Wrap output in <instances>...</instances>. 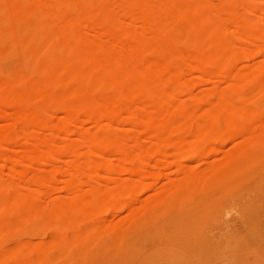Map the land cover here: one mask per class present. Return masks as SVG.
I'll return each instance as SVG.
<instances>
[{
    "label": "rangeland",
    "instance_id": "rangeland-1",
    "mask_svg": "<svg viewBox=\"0 0 264 264\" xmlns=\"http://www.w3.org/2000/svg\"><path fill=\"white\" fill-rule=\"evenodd\" d=\"M119 1L115 4H119ZM206 1L208 3L199 7L197 13L213 11L215 20L225 27L238 55L230 62L229 74L219 78L196 72L193 55L197 50L188 40L191 35L189 31L179 33L171 46L176 55H181L179 59L170 60L169 50L163 52L164 55L153 49L141 50V68L147 73L155 74L164 61L171 62L174 70L178 65L185 68L184 72L171 69L172 72L165 74L166 80L175 81L177 88L173 94L162 93V97L169 101V106L157 118L158 121H154L157 124L152 122L155 120L152 119L154 98L147 89L130 88L127 91H130V95L125 93L126 101L122 93L117 91L120 96L117 95L111 83L113 87L106 85L101 88L104 93L100 88V94L98 89L91 92L90 101L99 100L100 105L104 101L109 103H103V109H96L98 111L93 109L94 106L88 99L70 91L80 84L77 80L62 84L63 89L57 85L54 89L50 87V91L48 87L49 96L37 97L27 89L24 94V98L28 99L26 103L22 100L7 105L5 112L0 115V133L14 136L0 141V157L6 155V159H9L5 162L0 158V185L4 182L3 187L9 188L6 183H16L18 188L15 195H18L19 201L7 198L8 189L0 186V264H264V49L255 47V39L252 43H248L249 38L246 39L250 35L252 38L256 37L259 29L264 30V0H252L258 6L256 11H247L245 8V3L251 0ZM29 2V6L34 9L42 4H53V0ZM121 3L125 4L123 1ZM125 6L134 11L138 8L131 1H127ZM8 8L3 6L0 10L5 13ZM113 8L118 14L116 16L114 13L117 17L116 24L123 29V35L104 32V26L97 22L96 5L88 7V19L80 17L72 27L91 38L90 41L108 42V51L120 52L124 49L120 58L125 61L128 52L124 47L130 45V49L135 48L136 38L149 41L154 36L157 23L137 19L134 13H124L117 5ZM48 9L52 10V7ZM55 9L62 13L61 8ZM229 11H238L236 14L238 13L239 20L243 15L249 21L243 23L245 26L242 27L240 21L235 23L231 20ZM168 12L173 13L175 19L183 17L182 12L174 9H169ZM152 15L155 16L154 13ZM32 19L34 21L36 18ZM14 22L19 25V20L15 19ZM35 30L40 37L45 36L46 30ZM167 33L161 37L166 38ZM16 37L22 39L20 35ZM58 42V39H52L45 48L52 53V48L55 49ZM14 46L8 49L14 50L13 55L9 51V57L6 55L0 60L1 86L2 81H11L19 69L24 72L22 74L25 80L29 79L27 81H36L40 76L30 75L27 70L32 58L20 53L22 46L19 43ZM120 47L122 49L118 51ZM98 49V55L108 53L105 48ZM207 49L206 53L218 57L222 52V49H216L218 52ZM121 60L113 61L117 69L122 67ZM67 63L74 64L75 61L64 57V67L71 66ZM21 66L27 68L21 70ZM20 71L18 72L21 73ZM92 72L96 73L97 69ZM247 73H255L257 76L252 77L253 83L236 78L237 74ZM22 74L21 78L24 79ZM45 77L50 79V75L46 74ZM241 87H245L249 93L244 98L245 105L250 107L243 119L230 109L219 106L221 93L230 88ZM60 90L70 92L64 94ZM49 91L55 94H52L54 98ZM55 92L68 96L63 100L72 102L68 104L69 102L64 101L68 104L66 106L71 105L70 115L73 116L71 113H74V117L67 116L61 109L52 106L49 99L60 96ZM102 94H105L104 98ZM116 96L120 98L116 99ZM2 98L0 108L4 102V99L1 102ZM83 99L87 100L88 106ZM107 99L114 101L111 102L115 109ZM22 102L24 104L21 106ZM23 106L30 112L43 115L48 120L47 126L25 128L22 121L15 117L17 108ZM85 109H89L87 113L84 112ZM113 109L118 114L115 113L116 121L110 125L106 122ZM198 121L211 127H200ZM221 121L227 123V126ZM94 132L99 134L94 137ZM157 132L164 134L157 136ZM89 135H93L94 144L85 143L84 140ZM41 146L43 148H38ZM65 146L74 148L75 152L61 156ZM107 149H125L138 154V157H128L123 161L117 155L108 157L106 154L98 156L93 153L94 150L106 152ZM144 149L151 150L152 155L144 157ZM51 150L55 154L53 157L49 155ZM244 152L247 154L242 157ZM186 155L192 157L185 159ZM101 162H107L111 167L106 169L99 165ZM95 166L100 168L97 173L94 171ZM119 184L126 189L120 193L123 197L117 196L115 192ZM77 197L90 198L88 203L80 205L82 213L68 216L65 213L62 217L63 206L60 203H70L71 199ZM22 199H26L28 203L21 202ZM94 199L102 202L105 209H99L101 206L98 207L97 201L95 205H98L92 206ZM129 201L135 206L131 208L132 204L129 207L121 205ZM52 209L56 217L52 218L51 215L50 219L43 220L37 217L39 211L48 214ZM67 219L71 224H65ZM105 223L108 225L103 226ZM96 226L108 227L109 230ZM94 228L102 231V234L95 231L102 240L96 234L91 235L97 239L89 235L92 229L91 233L94 232ZM116 228L126 230L122 241H116L115 236H112ZM77 231L79 236L77 234L76 237ZM84 233L94 240H91L89 251L83 245L86 238ZM60 239L63 242L57 246L56 241Z\"/></svg>",
    "mask_w": 264,
    "mask_h": 264
},
{
    "label": "bare ground",
    "instance_id": "bare-ground-1",
    "mask_svg": "<svg viewBox=\"0 0 264 264\" xmlns=\"http://www.w3.org/2000/svg\"><path fill=\"white\" fill-rule=\"evenodd\" d=\"M122 1L125 4L127 1H131V2L136 3L138 6L137 10L134 11L133 9L128 8L127 6H125V4L121 3ZM116 2H117V0H53V4L50 6L42 4L39 8L34 9V8H31L29 6V4H30L29 0H7V2H6V0H0V9L3 6L10 8V10L8 8L5 13H2L0 10V60L2 58H4L3 56L7 55L9 57L8 53H10V52H12V55H13L14 50L10 51L8 49L9 48L11 49V47H13L15 44L19 43L22 46V52H20V53H23L24 55H26V57L28 56L29 58L30 57L32 58V62L30 59V63H29V64H31V66H29V68H28L29 70H27V71H29L31 76H32V74H36V76H37V74L40 75L38 78H36V76L33 75V77L35 76V78L37 79L36 81H27L29 79L25 80V78L23 77V74H22L24 72L23 71L21 72L19 69L18 71H20L21 73L16 71V75L14 76V78L13 79L10 78L11 81L6 80L7 81L6 83H3V81H2V86L0 85L1 86L0 89H2L1 91L3 94V98H2L1 94H0V98H2L1 102L3 101V99H4V102H3L2 108H0V115H2L5 112V109H6L8 104H10V105L13 103L15 104V103L22 101V100L24 103H26V101L28 99H26L27 97L24 98V96H25L24 94L27 91V89L32 91L34 96L37 95V97L47 96V95L49 96V93L47 94L48 87H49V89H50V87H53L52 89H54L55 86L57 88L58 87L57 85H59V88H60V87H62L61 85L62 84L65 85L67 81L77 80V82L80 83L79 84L80 86L77 84V86H76L77 88H73L70 91L73 92L75 95L78 94L79 96L83 97L84 99H88V100H89V97L92 96V94H91L92 90L98 89V91H99V88L101 90V88L103 89L106 85H110V83L114 85V87H113V85L112 86L110 85L111 87H113V90H116L115 92L118 91V92L122 93L124 95V97H125V93L130 88L136 87V88H140L139 90H141V88L147 89V91L150 93L151 97L154 98L153 102H152V107H153V111H154L152 119H155L152 122H154L157 120V118H160L159 116L162 115V112L165 111L167 109V107L169 106V101L165 100V98L162 97V93L170 95V94H173L174 91L176 92V90H175L177 88L176 82L175 81H168L165 78V74L167 72H172V70H174L175 67H173L174 69L171 68V66H173V65H170L171 62L167 63L164 61L163 62L164 64H162L161 67L158 70H156L155 74H153V72L147 73V72L143 71V69L141 68L142 60L140 57V52H141V50H145V49H148V50L153 49L154 51L156 50L157 52H161V53L167 52V50H169V52H171L170 58H169L170 60L179 59V57L181 55L180 54L176 55L175 52L172 51L171 46L176 42V37L179 33L180 34L184 33V32L187 33V31H189V33H191V35H189L190 37L188 38V40L192 42V45H194L195 49L197 50V52L193 55L194 59H195V67L194 68H195L196 72L198 74H203V73L206 74L207 73L210 76H217L219 78H223L229 74L230 62L236 58V56L238 55V52H237L238 50L236 51L233 48V42H232V40H230L228 38V36L226 34L225 27H223L221 24H219L215 20L216 16L212 10H208L204 13H200V11H199V13H197V11L200 9L199 7L204 5L205 2L208 3V1H206V0H176V1L175 0H171V1L170 0L169 1H167V0L166 1H164V0H125V1L120 0L119 4H115ZM244 2H247V0H245ZM242 4H244V3H242ZM255 4L256 3L252 2V0L248 1L247 4L245 3V5H246L245 8L247 9V11L248 10L256 11V10H258V8H257L258 6L256 7ZM7 5H9V6H7ZM90 5H96L97 6V9H98V13L96 15L98 18L97 22H98V25L102 24L104 26V27H102L104 32L110 31V32H116V34H119V35L124 34L123 29L121 27H119L115 21V18H117L116 16L118 14L115 13V10L113 7L117 5L118 9L120 8V10L124 13H134L135 14L134 16H136L137 19H141L143 21H150V22L154 21V22H156L157 25L155 28L156 30L154 32V36L152 38H150L149 41H142L141 39L136 38L137 45L135 48H133V47L131 48L133 50L130 49V45L128 47H124V48H126L125 49L126 53L128 52L126 54L128 57L125 56L126 60L124 61L123 58H120V56L123 55L120 53H122L124 51V49H122V47H120L118 50V51H120V49H122V51H120V52H116V51L113 52L112 50H110V51H112V52H110L106 49V45L108 42H101L100 43L94 39H93L94 41H90L89 39H91V38H89L88 36H85L81 31L78 30V28H75L74 26L72 27V24L78 18H80V17L82 19H88L89 18L90 12L88 11V7ZM48 7H52V10H49ZM55 8H61L62 13L56 11ZM169 9H174L177 12L178 11L182 12L183 17L181 19L176 18L177 19L176 20L175 17H173V13L171 14L170 12H168ZM232 10H233V8H232ZM232 10H230V11H232ZM230 11L228 12V14L231 17V20L233 22L240 21V23H242V27L245 26L244 24H246L247 21H249V19L246 20L247 17H245L243 15H242L241 20H239L237 17V14L239 12L236 11V12H238L236 14L235 11H233L231 13H230ZM114 13L116 14V16ZM152 13H154L155 16H153ZM33 17L36 18L34 20L35 22L32 21ZM15 19L19 20V25H18V23L14 22ZM236 19H238V20H236ZM249 23H247V24H249ZM237 24L239 25V23H237ZM259 28H260V25H259ZM35 29L46 30L45 36L40 37L35 32L36 31ZM167 31H169V32L167 33ZM164 33H167L166 38L161 37L162 34H164ZM19 35L22 37V39L21 38L16 39L17 38L16 36H19ZM252 37H253L252 35L246 37V39L249 38L247 40L248 43H252L253 39H255V42H253V43H255V47L259 50L264 49V30H262V28L259 29V33L257 31L256 37H254V38H252ZM52 39H58L59 42L57 43V46L54 45L56 47H55V49L53 47L52 53H50L51 51L50 50L47 51V49L45 47L47 44H49V42H51ZM190 43H189V45H191ZM13 48H16V47L14 46ZM98 48H105L108 51V53L104 54V52H103L101 54H104V55H98L97 54L98 53L97 50H99ZM207 48L212 49V51L215 50V52L217 51L216 49H222V52H221L220 56L218 57V56H215L213 54L206 53L208 50ZM127 49H129V50H127ZM205 50H206V52H205ZM163 55H164V53H163ZM166 55H167V53H166ZM10 57H13V56H10ZM64 57H68L69 59L71 58L72 60L75 61V63L71 64L73 62L69 61L71 63H69V64L67 63V64H68V66L71 64V66L64 67ZM116 60L123 61V62H121L122 63V67H120L121 69H119V68L117 69V67L115 66L113 61H116ZM113 64H114V66H113ZM21 67H22L21 70H23L25 68V67L23 68V66H21ZM17 69H18V67H17ZM93 69H97V72L96 73L92 72ZM179 70H180V72H184L185 68L178 65V68L174 71L177 72ZM180 72H178V74ZM0 73H1V71H0ZM21 74H22V77L24 79L21 78ZM46 74L50 75V79H48V77L44 78V75L46 76ZM259 74H260V72H259ZM254 75H255V73H254ZM254 75H252V74L250 75L248 73L247 74H237L236 78L238 80H241L242 82L248 81L250 83H253L252 77ZM257 75H258V73H257ZM122 80H124V81H122ZM254 84H256V86H257V83H255V81H254ZM10 85H14L15 88L10 86ZM74 85L72 84V86H74ZM63 88H64V86L61 89H63ZM52 89H50V91ZM69 89H71V87H69ZM245 89H246L245 87H241V88H230L229 91L225 90L223 93H221V99H220V105L219 106L222 109H230V111L232 113H235L240 119L245 118L244 114L250 109V107L245 105L246 103H245L244 97L249 94ZM136 90H138V89H136ZM70 91L60 90L59 92H62V93L64 92V94H66L67 92H70ZM101 91H102V93H104L103 92L104 90H101ZM59 92H55V93L58 94ZM118 92H117V95H119ZM129 92H127L128 94H126V95L129 96L130 95ZM52 94L55 95L53 92L51 93V95ZM64 94L60 95V93H59L60 96L59 97L56 96V99H53L54 96L52 95L53 98L51 97L52 100L49 99V102L51 104H53L52 105L53 107L55 106V108L58 107V109H61V111L64 114H66L67 116H72V115H70L71 110L69 108L71 105L66 106L68 104H72V102L70 103L68 100H63V98L67 99V97H68L67 95H66L67 97H64L65 96ZM98 94H100V91L98 92ZM113 94L115 95L114 92H112V95ZM104 95L102 94L103 98H104ZM112 95L110 97H112ZM79 96H76V97L78 98ZM81 97H79L80 101L82 100ZM117 97L118 96H116V99H117ZM118 98H120V97H118ZM24 99H25V101H24ZM125 99L127 101L126 97H125ZM107 100L108 101L110 100V103L113 105V103H114L113 100H115V98H113V100H111V99H107ZM118 100H116V101L118 102ZM64 101H67L69 103L67 104L65 102L66 103L65 104ZM92 101H90L89 103H91V105L94 106L93 109L95 111H98L96 109H100V108L103 109L102 107H103V103L105 101L102 102V105H100L101 102H99V100L93 101V102ZM111 101H113V103ZM122 101H123L122 103H124V101H125L124 98ZM23 102L20 104L21 106H22V104H24ZM84 102L86 103L87 100L86 101L84 100ZM120 102H121V100H120ZM104 104L109 105L108 102L104 103ZM83 105H85V104L83 103ZM86 105L88 106V103H86ZM112 105H110V106H112ZM12 106H15V105H12ZM24 106L17 108V111L15 112V114H16L15 117L17 119H19L20 121H22L23 126L25 128L29 126L31 128L37 129L40 126H44V125L47 126L48 120H46L45 117H43V115H41V114L38 115L35 112H30ZM124 106H125V104H124ZM72 107H71V109H72ZM79 108H81V107H79ZM91 108H92V106H91ZM107 108H109V107L107 106ZM73 109H75V108H73ZM114 109H115V106H114ZM114 109H113L112 115H110V113L107 115V116H109V115L110 116L108 119L109 121H107L106 123L110 124V123H114L116 121L115 117L117 118V116L115 115V113H117V111L114 112L115 111ZM81 110L83 111L84 109H81ZM88 110H86L84 112L87 113ZM104 110H106V108ZM160 110H161V114H160ZM108 111H109V109H108ZM214 111H216V110H214ZM104 112H106V111H104ZM71 114H73L72 117L75 116L74 113H71ZM223 120H225V119H223ZM101 121H103V120H101ZM225 121H227V120H225ZM156 122H154V124ZM206 123H209V122H206ZM221 123H223V125L227 126L226 125L227 123H224L223 121H221ZM203 124H205V123L198 121V125L200 127H211L210 125L204 126ZM110 125H112V124H110ZM97 126H98V124H97ZM207 132L211 134L210 131H207ZM98 134H99L98 132L93 133L94 137L97 136ZM163 134H164L163 132H157L156 133L157 136H162ZM93 135L92 136L89 135V137L85 138V140H84L85 143L94 144L95 142L93 140L94 139ZM13 136H12V134H3V133L1 134L0 133V141H2V140L4 141L6 139H11V138H13ZM52 142H53V140H52ZM31 143H33V142H31ZM38 148L41 149L43 147L41 146ZM40 149H38V150H40ZM49 152H50V154H49L50 156L53 157V155H55L52 150ZM74 152H75L74 148L65 146L63 149V152L60 155L61 156H62V154H63V156L64 155H70V154H73ZM93 153L95 155H98V156H104L102 154H106V155H108V157H110L112 155H117V156L121 157L123 161H125L128 157H132V156L138 157V154H136L132 151L125 150V149H119L117 151L113 150V149H111V150L107 149L106 152L94 150ZM246 154L247 153L244 152L241 156L242 157L246 156ZM49 155H47V156H49ZM60 155H58V156H60ZM143 155H144V157H146V156L149 157L152 155V151L149 149H144ZM186 156H187V158L184 157L185 159H188V157L189 158L192 157V155H186ZM54 157H56V156H54ZM0 158L2 160H5V162H6V160H9V159H6V158H8V157H6V155L1 156ZM13 165H14V163H13ZM99 165L105 166L106 169L107 168L109 169L111 167L110 164L107 162L106 163L101 162ZM95 167H96V169H94V171L97 173L98 169H100V168L97 166H95ZM14 171H15V168H14ZM94 171H93V173H94ZM3 183H1L0 186L3 187ZM119 185L117 186L118 188L116 187L117 190L115 189V192H117V196L123 197V195L120 196V193L122 194V190L124 192V191H126V189H125L124 185H122V186L121 185L119 186ZM4 186H5V184H4ZM6 186H8L9 188H7V187H3V188L8 189L7 198H10L12 201H15V202L19 201V197H17L18 195L17 196L15 195L16 194L15 191L18 188V185L16 183H14V182L12 183L10 181V183L8 185L6 183ZM125 194H126V192H125ZM88 199H90V198H88V197H77V198L71 199L70 203L68 201H62L61 203L59 202L63 206V208L61 210V216L64 217L65 213L67 214V216L71 215V214L78 213V212L82 213L83 208H81L80 205L83 202L89 201ZM96 201L94 199V201H93L94 203L90 202L91 205L92 204L95 205ZM154 201H157V200H154ZM21 202L28 203V201L26 199H22ZM96 203L99 204V205L97 204L98 207L101 206L99 209H101V210L105 209L104 205H102V202L97 201ZM130 204H132V201L121 203V205H124V206L128 205V207ZM87 205L90 206L89 204H87ZM97 205H95V206H97ZM133 205H134V203L130 207L132 208ZM149 205H150V203H149ZM102 206H103V208H102ZM84 207H85V205H84ZM128 207H127V209H129ZM133 208H135V207H133ZM145 208L146 207H144V211H145ZM133 210H132V212H133ZM53 211L54 210L52 209L48 214H46L42 211H39L37 213V217H39L40 219L43 220L45 218L50 219L49 216L52 215L53 216L52 218H54L57 215L54 216L55 212H53ZM145 215H146V213H145ZM17 216L19 217V215H17ZM138 221H140V220H138ZM96 222H98V220H96ZM109 223H110V225H109V227H110L111 222H109ZM65 224L69 225V224H71V221L69 219H67V221H65ZM97 224H99V223H97ZM104 225H108V224L105 223V224H103V226ZM103 226H100V227L96 226V228L102 229ZM103 228H106V227H103ZM114 228L112 229L113 231H114ZM122 228H121V230H117V228H116L115 229L116 232L115 233L113 232L114 235H112V236L113 237L115 236L114 239H116V241L119 239H121V241H122L123 236L125 237L124 234H125L126 230H124V229L122 230ZM96 230L98 233L102 234L101 233L102 231L99 232L98 229H95L94 232L91 233L93 231V229H92L90 231V233L88 232L89 235H91V234L95 235L96 234L98 239L102 240V237H101L102 235L100 236L101 238H99V235L97 234V232H95ZM105 230H109V228L107 227ZM77 234H78V231L76 232V237H77ZM89 235L86 236V234H85L86 240L84 239V242H83V245L86 248V250H88V249L90 250V246H92L91 243L94 242V240H92L93 238L92 239L88 238ZM93 235H91V237H94ZM78 236H79V234H78ZM83 237H84V235H83ZM97 237L95 236L94 238L97 239ZM111 239H113V238H111ZM91 240H92V242H91ZM61 241H62L61 239L56 241L57 246L59 244H61Z\"/></svg>",
    "mask_w": 264,
    "mask_h": 264
}]
</instances>
